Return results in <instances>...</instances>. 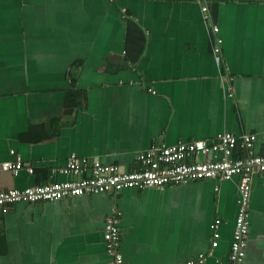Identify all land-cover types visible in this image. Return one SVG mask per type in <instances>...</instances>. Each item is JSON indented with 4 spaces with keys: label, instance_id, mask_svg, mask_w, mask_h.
Masks as SVG:
<instances>
[{
    "label": "crops",
    "instance_id": "0c3cea01",
    "mask_svg": "<svg viewBox=\"0 0 264 264\" xmlns=\"http://www.w3.org/2000/svg\"><path fill=\"white\" fill-rule=\"evenodd\" d=\"M202 5L219 29L216 55ZM219 133L255 134L253 153L264 154V0H0V163L20 157L34 168L0 172V190L68 180L60 170L72 154L131 172L154 144ZM237 182L5 206L0 264H106L114 211L124 264L200 254L198 264H225ZM248 215L243 264H264V174L252 176Z\"/></svg>",
    "mask_w": 264,
    "mask_h": 264
},
{
    "label": "built area",
    "instance_id": "2783aa9c",
    "mask_svg": "<svg viewBox=\"0 0 264 264\" xmlns=\"http://www.w3.org/2000/svg\"><path fill=\"white\" fill-rule=\"evenodd\" d=\"M115 1V0H108ZM202 20L205 28L214 35L213 53L220 51L222 40L216 36L219 29L213 24L208 7L202 5ZM255 134L234 135L219 133L210 141H191L171 146L154 144L140 152L136 161L138 167L131 172H121L115 165H103L95 159L77 158L70 155L61 174L71 177L68 180L36 184L23 189L0 190V209L15 203H40L59 201L68 197H78L106 192H120L125 189H162L171 185H183L190 181H229L238 178L236 199L237 214L234 221L229 255L225 264H243L249 231L248 205L251 194L252 176L264 174V154L253 153ZM10 155L14 151L9 152ZM211 158L198 162V156ZM26 169L32 174L34 168L24 163L20 157L15 161L0 163V172L17 175ZM82 175L79 180L72 177ZM217 191V188H215ZM121 213L114 211L104 220L103 242L108 257L106 264H124L119 250V219ZM219 219L210 225L211 247L218 246L220 237ZM203 254L197 260H189L186 264H198L204 261Z\"/></svg>",
    "mask_w": 264,
    "mask_h": 264
}]
</instances>
